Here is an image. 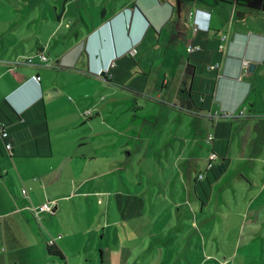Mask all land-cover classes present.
Instances as JSON below:
<instances>
[{
    "label": "crops",
    "instance_id": "1",
    "mask_svg": "<svg viewBox=\"0 0 264 264\" xmlns=\"http://www.w3.org/2000/svg\"><path fill=\"white\" fill-rule=\"evenodd\" d=\"M70 2L73 7L64 8L61 16L54 8L55 26L46 44L42 32L37 35L31 25V32H22L24 37L14 32L10 39L12 24L0 21V126L8 133L5 140L0 136V264H24L18 257L7 259V231L16 239H11L14 252L22 245L19 252L37 253L29 264H55L48 257L49 247L64 258L61 264H96L97 252L98 264H134L135 251L153 246L154 239L150 243L148 238L156 230L150 234V227L166 218L178 221L179 254L186 251L188 234L213 235L219 217L225 222L223 230L232 235L242 229L250 240L264 236V0H100L94 6L91 2L94 14L86 10V0ZM7 9L43 11L0 3V12ZM197 12L208 31L195 30ZM34 20L44 24L42 16ZM64 25L61 37L54 36ZM52 39L56 43L50 48ZM41 54L50 67L28 65L27 60H38ZM251 64L254 71L249 70ZM153 76L158 79L149 85ZM85 81L102 87L96 91L79 85ZM117 87L134 94V111L143 96L154 99L150 147L162 148L163 157H176L150 167L153 181L134 180V194L122 193L120 183L116 190L114 173L122 171L118 159L113 158L111 162L119 164L108 170L100 167L95 152L91 154L92 136L106 133L96 131L103 127L101 118L92 121L91 131L89 118L83 116L91 111L90 119L100 117L95 110H100L102 90L114 95ZM159 113L164 115L161 120ZM174 140L179 141L176 146ZM212 153L218 157L209 171ZM201 163L206 175L200 172ZM252 174L259 181L251 183L247 177ZM232 185L233 190L242 189L243 201L231 197ZM217 186L215 202L221 205L213 210ZM46 203L53 213L35 218L33 210ZM106 211L108 244L102 228ZM117 213L134 220L128 242L123 243L122 232L116 230L117 242L111 243ZM17 230L33 243H19ZM259 252V260L247 264H264V245ZM232 253L229 260L236 264ZM178 262L185 264V257L179 256Z\"/></svg>",
    "mask_w": 264,
    "mask_h": 264
},
{
    "label": "rangeland",
    "instance_id": "2",
    "mask_svg": "<svg viewBox=\"0 0 264 264\" xmlns=\"http://www.w3.org/2000/svg\"><path fill=\"white\" fill-rule=\"evenodd\" d=\"M71 0H0V3H5L11 6H19L23 7L24 5H31L32 7L37 6L43 7L42 12H15L11 11L10 9H7V12H0L1 23L9 22L12 24V28H10V39L13 38V33L20 34L21 37H24L26 34H23L22 32H31V28H29L28 25L33 26V32H36L38 35L39 32L41 33V38L43 41V44H46L49 41V35L51 30H54V24L56 21V13H55V7L58 8V14L61 16L64 8H69V6L73 3L70 2ZM98 5L100 0H86V3L89 5L87 6L86 10H90V14H94L93 6ZM85 10V11H86ZM86 13V12H85ZM31 15H35V17L41 18L43 17L44 24L40 25L39 21L36 22L34 19L35 17H29ZM48 21V22H47ZM20 25H26V28L28 29H22L19 28ZM39 26H49V27H39ZM51 28V29H50ZM62 28V27H61ZM66 31L65 25L62 28L60 32H57L54 34L57 37H61V35ZM3 29H0V38L2 35ZM55 39V38H54ZM52 39V42H49L48 45L54 46L55 40ZM157 77H150L148 84L151 85L153 81L157 80ZM145 83V86L147 84ZM79 85H85L84 87H97L96 91H100L98 87L100 86L98 83L90 82L89 84L85 82L80 83ZM101 89V88H100ZM103 89V88H102ZM123 88L117 87L116 93L112 95V93L107 89L106 91L102 90L103 93H105L103 100H101L99 107L100 110L97 109L95 112H99V116H93L91 119L89 118L86 122H91V131L93 130V122L97 120L98 118H101V122L103 123V127L99 126V128L96 130L97 132H103L105 131L104 136H92L96 137L95 139H90L91 143V154L95 152V158H99V164L100 167H105L109 170L110 167L116 166L119 163L118 162H111L113 158L118 159L119 162H121L122 171L114 173L115 181L117 184L116 190H119L121 187L122 193H132L134 194V180L136 179H143L145 183L149 180V177H153L149 174L152 173V168L156 166V163L158 161L165 162L167 160H173L175 157L174 150H171V154L174 155V157H163V150L162 148L159 150V146L153 148L150 147V142L148 141V134L151 130V121L152 118V101L154 99H151L149 95H145L142 97L143 100H140L139 108L134 111V94L131 92L123 91ZM102 94V93H101ZM103 101V103H102ZM94 114V112H93ZM158 116V113L156 111V115ZM159 116L164 117L162 113H159ZM166 116V115H165ZM151 120V121H150ZM89 125V124H88ZM85 126V125H84ZM158 126H161V124H158ZM170 126H174L173 124H170ZM159 130V129H158ZM157 130V131H158ZM99 141H101L99 143ZM96 142V144H93ZM179 143V141H172L171 144L173 146H176ZM162 144V140H157V145ZM100 145V146H99ZM129 150L131 156H128ZM176 158V157H175ZM173 166H170L169 168H172ZM195 167V166H194ZM193 167V168H194ZM188 168V169H193ZM200 172L203 171L202 169V163L199 166ZM182 172V171H181ZM236 175L239 176V174H242L241 171H235ZM235 173H231V178L235 176ZM183 174V173H181ZM198 174V169L193 172L194 179H196V175ZM203 174L206 175V171H203ZM244 174V173H243ZM249 175V173H246ZM178 175V173H177ZM252 176V178H249ZM247 179L251 183L259 181L256 174H252ZM112 175L108 178H111ZM119 183L121 186H119ZM245 183V181H244ZM223 185V182L221 183ZM234 185L230 188L231 190V197H233L234 200L236 198H242V201L245 199L244 192L242 189H234ZM157 188H162L161 184L157 183ZM163 189V188H162ZM218 186L215 189V194L212 196L213 200L210 205V208L214 210L215 207L220 206L221 203L215 202V199L218 195ZM141 190V189H140ZM151 190V189H150ZM145 191L147 189L145 188ZM160 202L162 199L159 200ZM134 202V200H133ZM209 205V204H208ZM129 206V205H128ZM131 206V205H130ZM161 208H164L163 205H160ZM134 207V203H133ZM175 209V208H174ZM164 211V209H163ZM162 211V212H163ZM210 211H207L206 213H209ZM215 213V212H213ZM173 216H176L174 212L172 213ZM106 219L104 217L103 219V226L102 228L105 229V233L107 236V240H105V244L109 243L108 237L110 236V229L109 225H107V217L108 213L106 211L105 213ZM129 214L123 213V215H120V213H117V219H112L114 222H118V224L115 226H112L111 229V243H116L117 240L115 238L114 231L120 230L122 232L121 234V240L122 242H128L129 239H131V236L134 234V220H127L123 219L128 217ZM168 216V215H167ZM169 217V216H168ZM234 218V216H230ZM176 218V217H175ZM33 221V220H32ZM224 221L220 219V217L216 221V232L213 235H209V231L206 233L203 232V235L199 236L196 234L193 236H190L189 234L186 236V242H185V249L186 251H181L180 254L178 253L179 245L176 246V244L179 243V233H178V221L177 219L171 220V219H161L159 220L154 226L150 227V234L152 233L151 229L154 228L156 230V235H154L151 239H149L150 243L153 241V246H149L150 249L146 248L140 249L138 251H135L133 257H131L132 263L134 264H179V256L181 257V260L183 257H185V264H232L231 260H229L230 256H232V252H234V261H236V264H247L252 261H257L260 258V246L264 245V236H255L252 240L249 239L246 233L243 232L242 229H240L241 233L238 234L235 233V235H232L231 233H228L230 230H223ZM239 223V221L234 222V227ZM203 229L208 228L206 225L202 226ZM223 227V228H222ZM188 233L189 232V225L186 226ZM243 228V226L241 227ZM237 231V230H236ZM148 233V231H145ZM4 236L5 245L9 243L10 246L8 247L6 257L9 261H12L13 257L20 258L21 263L29 264L30 262H34L37 260V253L33 252L32 250L24 249L23 251L19 252V247H22V245L18 246L17 252H14L15 248H13L11 245V239L15 241V237L13 235L9 236V231L5 233ZM17 241L20 243L21 241H26L30 243H33L32 239L26 238L25 236H22L17 230ZM129 234V235H127ZM7 237V239H6ZM99 241L98 244H100V237H98ZM1 240V235H0ZM10 240V242H9ZM169 242V244L167 243ZM171 243L174 241L175 245L174 247H169ZM202 241V242H201ZM166 243V245H164ZM157 245V246H156ZM176 246V248H175ZM6 248V247H5ZM262 254V253H261ZM264 255V254H263ZM100 256V252H97L95 255L96 264H98L97 258ZM48 257L49 254H48ZM53 258V262L55 263H61V261L56 257ZM192 259V260H191ZM139 260V261H138ZM201 261V262H200ZM13 263V262H11Z\"/></svg>",
    "mask_w": 264,
    "mask_h": 264
},
{
    "label": "built area",
    "instance_id": "3",
    "mask_svg": "<svg viewBox=\"0 0 264 264\" xmlns=\"http://www.w3.org/2000/svg\"><path fill=\"white\" fill-rule=\"evenodd\" d=\"M199 12H197L195 14V22H194V25H195V30L196 31H199V30H204V31H208L209 27L208 25L206 26H203L200 24L199 22ZM189 52H192V48L189 47L188 49ZM135 51H132V53H134ZM27 63L28 65H31V66H39L40 64H47V67H50V64H48V58L44 55V54H41L38 56V60H33V59H29L27 60ZM247 66L248 67V63L246 62ZM219 65H217V68H218ZM216 67H211V69H214ZM37 81H40V77H37L35 78ZM91 114L92 112L91 111H86L83 116L88 119L91 117ZM241 115L243 116V113H241ZM230 117H232V115H228ZM0 136L2 137V139H7L8 137V133H7V130L5 128L4 125L0 126ZM213 139V137H209L208 141H211ZM11 145L10 144H6V149L7 151L10 153V155L12 156L13 154L11 153ZM217 159V155L215 153H212L210 156H209V165H208V169L210 170L213 166V162ZM26 195V193H24V196ZM44 213H53V209L52 207L50 206L49 203H46L44 205H42L41 207L38 208V210H33V215L35 218H40L41 217V214H44ZM54 244V240H51L49 242V245H53ZM59 264V263H58ZM224 264V263H223Z\"/></svg>",
    "mask_w": 264,
    "mask_h": 264
},
{
    "label": "trees",
    "instance_id": "4",
    "mask_svg": "<svg viewBox=\"0 0 264 264\" xmlns=\"http://www.w3.org/2000/svg\"><path fill=\"white\" fill-rule=\"evenodd\" d=\"M67 34H71V32H68ZM73 35H74V36H77V35H78V32H77V33H74ZM212 140H213V139H212ZM209 143H210V141H209ZM215 154H216V153H215ZM216 155H217V154H216ZM10 156H11V155H10ZM12 156H13V155H12ZM217 157H218V156H217ZM212 167H213V166H212ZM207 168H208V167H207ZM208 170H209V169H208ZM211 170H212V168H211L209 171H211ZM222 172H223V171H222ZM222 172H221V173H222ZM201 179H203V176H202V175L200 176V180H201ZM50 246H52V245H50ZM50 248H51V247H49V256H50V257H56V258H58V259L64 260V258H63L61 255H59V254H53V253H52V250H50ZM55 264H58V263H55ZM60 264H61V263H60Z\"/></svg>",
    "mask_w": 264,
    "mask_h": 264
},
{
    "label": "water",
    "instance_id": "5",
    "mask_svg": "<svg viewBox=\"0 0 264 264\" xmlns=\"http://www.w3.org/2000/svg\"><path fill=\"white\" fill-rule=\"evenodd\" d=\"M254 68H255V65L254 64H251L250 67H249V70L250 71H254ZM105 76H106V73L105 72L101 73V77H105Z\"/></svg>",
    "mask_w": 264,
    "mask_h": 264
}]
</instances>
